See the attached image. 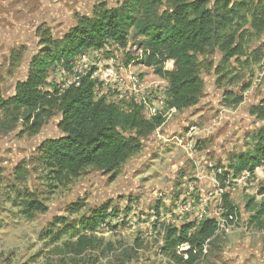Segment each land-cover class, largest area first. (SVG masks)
<instances>
[{
	"label": "rangeland",
	"instance_id": "obj_1",
	"mask_svg": "<svg viewBox=\"0 0 264 264\" xmlns=\"http://www.w3.org/2000/svg\"><path fill=\"white\" fill-rule=\"evenodd\" d=\"M119 1L0 0V99L11 96L16 83L25 79L43 31L59 38L99 2L114 7ZM243 13L231 29L243 54L228 60L218 49L199 55L204 88L198 103L169 113L115 178L93 167L70 180L54 178L39 163L37 148L60 136V114L45 119L33 133L32 121L0 109V264H175L160 253L166 227L196 224L204 215L221 218L225 194L237 218L206 242L195 264H264V171L233 178L226 168L264 127V118L250 114L252 107L264 111V29L259 30L264 16L259 22ZM140 42L130 31L131 51L121 57L125 66L139 56ZM132 65L141 78L155 75L139 61ZM172 67L171 60L165 62V69ZM43 87L53 88L47 78ZM178 140L185 142L183 150L174 149ZM27 199L39 200L47 210L26 218L22 202ZM189 200L193 203L185 211ZM76 201L84 206L71 213L69 206ZM107 203V228L99 225L92 245L71 252L64 242L75 238L60 234L64 224L74 225ZM260 209L263 214L256 221Z\"/></svg>",
	"mask_w": 264,
	"mask_h": 264
},
{
	"label": "trees",
	"instance_id": "obj_2",
	"mask_svg": "<svg viewBox=\"0 0 264 264\" xmlns=\"http://www.w3.org/2000/svg\"><path fill=\"white\" fill-rule=\"evenodd\" d=\"M259 13H256L255 10ZM264 0H121L114 7L99 2L90 15H79L76 21L59 38L43 31L41 48L31 59L25 79L16 83L14 92L0 99V109L22 116L31 122L36 133L43 121L60 114L57 127L60 136L43 140L37 148V159L54 178H76L87 167H93L115 178L121 165L138 153L142 139L163 123L160 116L145 119L140 109L130 105L126 111L105 99H95L94 83L88 76L77 85L58 90L44 89L50 68L57 60L68 62L89 48L102 47L114 42L125 47L129 32L141 37L143 56L140 62L168 83L166 104L168 108L182 110L198 103L204 88L200 76L198 56L218 49L224 60L243 54L242 45L235 43L231 29L244 13L262 22ZM264 29L261 25L260 29ZM262 29V32H263ZM173 67L165 69L166 61ZM250 114L264 118L260 107H252ZM252 146L234 154L226 168L232 177L242 172L252 173L264 163V127L251 135ZM222 182V179L218 177ZM224 216L236 217L234 208L224 196ZM81 201L69 206L71 213L83 207ZM110 205L93 209L88 216H81L74 225L64 224L60 234L75 240L64 242L73 253H81L97 240L93 232L108 216ZM47 206L37 199L22 202L26 218L43 213ZM263 214L258 210L254 220ZM232 223V220H230ZM217 229L216 220L203 217L197 224L183 223L166 227L160 253L175 264H195L203 245L210 242ZM59 234V235H60ZM187 242V257L177 252V247ZM198 253H193V248Z\"/></svg>",
	"mask_w": 264,
	"mask_h": 264
},
{
	"label": "built area",
	"instance_id": "obj_3",
	"mask_svg": "<svg viewBox=\"0 0 264 264\" xmlns=\"http://www.w3.org/2000/svg\"><path fill=\"white\" fill-rule=\"evenodd\" d=\"M130 51L129 43L125 47H121L112 41L107 42L99 48L86 49L68 62H64L62 59L56 60L50 68L47 79L50 80L52 87L54 86L62 91L68 86L77 85L82 77L88 76L94 83L93 95L95 99L103 98L109 103L116 104L124 111L130 105L136 106L140 109L145 119H149L152 116H160L162 119H166L169 113L176 111L173 108H168L166 104L167 81L156 74L151 79L141 78L138 75L135 66L132 64L135 61L141 63L140 59L143 56L141 43L136 51L139 53V56L125 66L121 61L122 54L130 53ZM258 170L260 172L264 171V163L256 167L252 173L244 171L240 175L253 176ZM262 180L264 184V175ZM226 187L228 188V185ZM221 189L220 191H222ZM191 203L193 201L189 200L184 205L183 210L188 211L186 205L190 206ZM219 210H221L223 216L219 219L212 217L216 220L217 224L215 234L224 226V223L227 225V223H231L230 220H232V223L236 220L234 215L229 214L228 216H224L226 209L223 204ZM180 214L183 215V211H180ZM203 217L210 216L204 215L198 222ZM129 223L132 224V221L130 220ZM106 228L105 222L100 224L99 229ZM205 246L203 245V249H205ZM189 249L190 245L184 242L177 247V252L186 258ZM196 252L198 253V249L194 247L193 253Z\"/></svg>",
	"mask_w": 264,
	"mask_h": 264
},
{
	"label": "crops",
	"instance_id": "obj_4",
	"mask_svg": "<svg viewBox=\"0 0 264 264\" xmlns=\"http://www.w3.org/2000/svg\"><path fill=\"white\" fill-rule=\"evenodd\" d=\"M178 147H175L174 149H178L179 150V146H180V149L183 150V148H185V142L183 141H176ZM159 144H157L156 146H158ZM151 146H155V145H151Z\"/></svg>",
	"mask_w": 264,
	"mask_h": 264
}]
</instances>
